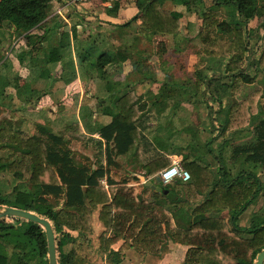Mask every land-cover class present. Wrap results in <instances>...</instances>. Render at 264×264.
I'll return each instance as SVG.
<instances>
[{"label": "trees", "instance_id": "obj_1", "mask_svg": "<svg viewBox=\"0 0 264 264\" xmlns=\"http://www.w3.org/2000/svg\"><path fill=\"white\" fill-rule=\"evenodd\" d=\"M58 1L64 4L63 0H0V114L4 109L10 112L9 119L0 120V173L12 175L8 189L0 186V208L18 207L48 218L56 234L59 264H71L62 259L71 252L66 247L92 234L96 221L104 227L101 250L107 251L113 264L122 263L128 249L143 258L162 256L170 239L189 246L184 264H254L264 249V218H253L249 226L238 222L264 196V25L253 34L250 31L259 0H212L210 7L204 0H148L140 9L141 33L170 35L178 41L175 48L182 50L187 46L180 42L185 39V14L166 9L165 3L183 5L186 12L194 14L204 9L198 18L199 44L194 45L198 61L194 63L191 85L156 77L153 80H163L166 91L171 84L187 88V97H180L178 104L193 103L199 109L204 103L212 108V103L203 101L210 96L220 103L224 113L221 130L226 137L217 156V170L213 172L209 163L200 161L206 158V152L192 155L183 152L185 147L181 146L174 154L186 162L183 165L192 176L188 181L176 179L168 184L157 181V175L171 164V158L163 155L159 146L155 147L158 144L140 129L144 127V116L151 112L145 95L137 89L144 81L122 85L108 80L113 78L112 68L120 70L122 61L132 53L123 48L127 57L111 51L94 54L99 41L84 47L78 36L73 50L72 43L65 42L60 33L67 18L51 16L53 4ZM12 37H24L27 50L17 52L10 47L12 53L4 54L6 40ZM46 42H50L48 50L39 57V52L46 50ZM157 53L163 63L170 62L164 42ZM14 56L21 64L27 57L31 59L30 77L19 99L25 108L49 90L55 97V90L77 80L92 57V79L106 81L109 94L106 103L101 98L98 102L111 120H95L92 110L89 121L85 117L75 120L60 131L38 124L35 132L28 133L23 124L16 123L20 119L16 113L21 109L7 92L9 83H5L10 81ZM214 61L224 68L210 74L209 62ZM122 86L129 91L120 96ZM163 100L171 99L167 96ZM112 105L118 113H113ZM90 143L98 148L100 165L95 169L86 158L78 161L73 151L76 145L85 148ZM142 145L149 152L145 159L150 161L143 166L148 181L168 189V194L145 183L141 184V193L126 181L113 184L108 174L113 159L140 160ZM227 147L231 162L224 156ZM212 148L209 146L210 152ZM243 155L246 162L236 171ZM104 179L109 188L102 183ZM148 192L149 198L142 196ZM226 209L229 217L221 215ZM120 241L123 245L114 250L112 246ZM0 264H49L45 229L31 220L13 216L0 219Z\"/></svg>", "mask_w": 264, "mask_h": 264}, {"label": "crops", "instance_id": "obj_2", "mask_svg": "<svg viewBox=\"0 0 264 264\" xmlns=\"http://www.w3.org/2000/svg\"><path fill=\"white\" fill-rule=\"evenodd\" d=\"M148 0H93L88 5H85L83 8H69L67 11V24H64V27L60 30L62 33V39L67 42L70 41L72 43V47L74 46L75 37L78 36L79 40H82L84 43V47H87L89 42L96 39L101 44V51H111L117 53L120 57L126 56L122 53L123 48H127L129 53H132L131 57L128 55V58L122 61V64L120 66V70L116 72V70L112 68L113 72V79L115 82L120 83H138L141 81H145L146 85L144 90L138 89L139 93L143 94H152L154 95L153 98L154 101H160L158 103L164 104V97L165 93H168L166 91L163 92L161 86L163 85V82L161 81H154L157 85H150L152 79H155L156 75L160 74V69L157 71H151L152 62L157 59L159 61V66L161 67V64H165L161 61V58L159 56L158 49L159 44L164 42L167 47L169 48L170 55L168 56L170 62H175L176 59L179 58H185L186 61L191 60L195 61L192 64V68H194V63L198 61L197 55L195 54V48L194 45H198L199 41L197 39V34L200 31V22H199V16L204 12L203 8H199L197 14L186 12V8L183 5H174L172 2L167 1L165 3V8L168 10H179L183 12L184 18L182 23V32L184 35V41H180L181 44L187 45L186 49H178L176 47V42H174V39L170 35H148L145 33H141L138 29L141 25L142 21L139 16L140 9L143 7V5ZM205 6L210 7L213 4L212 0H204ZM61 5L60 2H54L53 4V15H56L55 10L58 8V6ZM264 25V0H259L258 5V15L256 18L250 23V31L251 34H253L257 29L262 28ZM55 38V37H54ZM34 40V39H33ZM50 41V40H49ZM136 41H138L139 45H136ZM97 44V43H96ZM46 46V50H41L39 52V57H43L46 54V51L48 50V46L50 45V42H46L44 44ZM12 47L14 51H19L26 49L27 50V44L24 37L16 38H8L6 40V44L3 47V53L4 54H10L12 53L9 48ZM73 50L74 47H73ZM16 53V52H15ZM75 53V51H74ZM168 53V54H169ZM173 53V54H172ZM17 54V53H16ZM134 56V58L132 57ZM172 56V57H171ZM127 57V56H126ZM13 73L12 71L9 72L8 78L10 81L5 83H9L7 86V92L14 97V103H16L17 107L22 110H29L31 113H38V112H44V117H36L35 122L38 124H44L46 121L48 122V118H50V111H52L53 107V101L60 102L62 105H70L75 103L67 102L65 99L67 98V93L72 89V95L73 93L76 94L74 96V102H76V113L78 114L79 108L82 106L81 104L85 103L87 105L88 112L86 113L85 120H90L89 114L93 110L95 112L94 119L97 121H100L101 123H107L111 120V116L104 115V108L103 104L106 103V99L108 98V93L106 92L105 88V82H103L101 79H92L91 74L86 72L84 68L80 71L79 78L75 80L72 84L66 87H60L57 88L60 89L64 94V96L61 98H55L50 96V90L49 93L45 96H43L42 99L36 100L34 102V105L29 104L26 108L22 107L20 105V96L23 94L24 89L23 86L25 82L29 79L30 75V69H31V59L30 56L26 58L23 64L19 62V60L14 56L13 58ZM135 63V64H134ZM154 63V62H153ZM168 63V62H166ZM137 64V66H136ZM209 65L212 67L210 70V74H217L221 63L217 62H209ZM149 66V67H147ZM81 69V68H80ZM187 69V68H186ZM82 71L85 72V74L82 73ZM86 80H84V78ZM145 79V80H144ZM159 79V77H158ZM84 82L85 87L87 89L86 92L92 93L91 96L85 95L83 89L79 86L80 82ZM82 82V85H83ZM0 83L3 84L2 81ZM129 91V88L126 86L123 89L120 90L119 94L120 96L126 94ZM76 92V93H75ZM80 92H83L80 95ZM115 93V92H114ZM85 95V96H84ZM102 99V103H98V101L95 104V100L97 98ZM145 99L148 103L147 110H151V112H148L147 115H151L149 119L155 120L158 118V116H164V115H158V113L154 112V109L151 107L152 103L149 102V98L145 95ZM65 103H64V102ZM153 101V102H154ZM163 101V102H162ZM50 102L52 104L50 105ZM169 103V102H167ZM175 104H178L175 102ZM188 105H192L194 110L195 105L193 103L188 102H182L181 104H178V107L176 109L184 108L186 112ZM112 108V111L114 114L118 113V109L115 106H110ZM168 108H171V106H168ZM52 109V110H51ZM99 109L102 110V112H97ZM174 109V107H173ZM197 109V108H196ZM97 110V111H96ZM33 111V112H32ZM36 111V112H34ZM153 111V112H152ZM40 114V113H39ZM102 114V115H101ZM174 114V113H173ZM33 117V116H32ZM146 116H144L145 121ZM32 119V118H31ZM76 120L80 121L79 116H77ZM190 124V123H188ZM50 125V122H49ZM48 126V125H47ZM164 154L167 156L173 157L178 156L177 154H174V151L170 153V151L161 149ZM160 150V151H161ZM244 156V155H243ZM242 156V157H243ZM241 158V157H240ZM245 158V156H244ZM146 172V170L144 169ZM245 214V213H244ZM96 226H100L98 228L104 229L102 224H99V222H96ZM123 245V241L117 242L112 246V248L116 251H118L121 246ZM182 245H174V243L169 245V250L164 256V258L160 259L157 264H164L167 262V260L173 259L175 254L177 253V250L179 253H181V247ZM184 247V246H182ZM186 248V246L184 247ZM128 253L135 255V251L133 249L126 250ZM185 253L187 252L186 249H184ZM178 253V254H179ZM184 253V254H185ZM137 257H135L133 260H130V258L127 259V264H148L144 261L136 260ZM125 262V261H123ZM122 262V263H123Z\"/></svg>", "mask_w": 264, "mask_h": 264}, {"label": "rangeland", "instance_id": "obj_3", "mask_svg": "<svg viewBox=\"0 0 264 264\" xmlns=\"http://www.w3.org/2000/svg\"><path fill=\"white\" fill-rule=\"evenodd\" d=\"M92 1L93 0L86 2V3H81L79 4L78 7L83 8L85 7V5H88ZM92 43L95 44L96 39L89 42L90 45ZM135 43L136 45H139L138 41H136ZM101 48H102L101 44L97 42L96 48L93 51L94 54H99L101 52ZM132 57L134 58V56ZM89 59L92 61V57H89ZM91 61H89L84 67V70L87 73L92 72L91 71L92 69ZM194 61L195 59L189 62V60L186 61L185 58H182V59L179 58V59H176L175 62H169L163 65L161 64V67H160L159 61L155 59V61H153L154 63L152 62L153 66L151 67V71L155 72L161 68L160 74L158 72V74L156 75V78L159 77L160 79H163L164 81H167L168 83H171V81H177V82L182 81L183 84L190 86L191 83L193 82V77L195 76L193 73V68H192V64ZM223 68L224 66L221 65L218 70L221 71ZM169 69H171L172 71H170ZM112 79L113 78L110 77L108 80L113 81ZM84 80H86V78H84ZM82 82L79 83V86L83 89L85 95L91 96L92 93L86 92L87 89L85 87L84 82L82 85ZM127 83H130V82L127 81ZM145 85L146 83L144 81L140 86L137 87V89L144 90ZM152 85H157L156 83H154L153 79L151 81V84L147 86L151 87ZM163 87L164 86L162 85L161 88ZM175 87L176 86L174 84H171V87L168 88L169 89L168 93H165L166 92L165 89L162 90L165 93L164 97L168 96L171 99V100L165 101L164 104L153 102L155 100L153 98L154 95L144 94L149 98V102L152 103L151 107L154 109V112L158 113V115L162 114L164 116H161V117L158 116L157 119L151 120L149 119L151 115L150 116L148 115L145 118V121H143L142 125H144V127L140 126V129L144 131V134L149 140L153 139L158 144V145H155L156 148H158L159 146L160 149L170 151V153H172V151H175V150L180 151L181 149L179 148L181 146L185 147V150L183 149V152L187 151L191 153L192 155H198L199 152H203V153L206 152L207 153L206 158H200V161L204 164L209 163L210 169L213 172H215L218 167L217 156L221 155L220 147H222L224 139L226 137L223 134V131L221 130L222 122L224 119V113L220 111V107H221L220 103L216 99H212L210 98V96H206L203 98V101H206V103L207 102L212 103L213 104L212 108L210 107L207 108V104L202 103V106H200L199 109L194 108L193 111H192L193 109L192 105L185 106L187 107V110H189L188 112H186L184 108L176 109L178 107V104H175V102H178L180 100V97L182 98L187 97L188 89L187 88L180 89V88H175ZM70 89L71 90L67 93L66 95L67 98L65 100L67 102L75 103V106L74 104L62 105V103L60 102L58 103L55 102L56 100L53 101V104L52 102H50V105L52 104L53 110L51 109L52 111H50V118H48V122L46 121L45 123L46 126L48 125L47 126L48 128L60 131V130H63L67 125H70L71 123H73V121L76 120L77 116H79L80 119L86 117V113L88 112L87 105L85 103L81 104L82 106L79 108V110H77L78 111V114H77L76 109H75L76 102H74L75 101L74 96L76 94L73 93L72 95V89H75V88H70ZM59 90L60 89L55 90L54 96L55 98L60 97V100H61L64 94L62 92V89L61 91ZM212 91L214 92L213 89ZM82 93L83 92H80V95ZM219 95L223 96L221 93H219ZM262 100L264 101V97L262 98ZM97 101L101 102L100 98H97V100H95L94 105H96ZM197 102L201 104L200 101H197ZM31 105H34V103H31ZM168 106H171V108H168ZM97 112L101 113L102 110L100 109L99 111L98 109ZM44 115H45L44 112L31 113L27 109L22 110V111L20 110L18 113H16V116H19L20 119L22 120L17 118L18 120L16 121V123L23 124V128L26 131H28V133H33L35 132L36 126L38 125V123L35 122V118L36 117L41 118V117H44ZM9 118H10L9 110L7 109L2 110L0 114V120H7ZM49 122H50V125H49ZM41 125H44V124H41ZM69 135H72V133H69ZM189 140H191L192 143ZM144 142H147V141H142L143 144ZM84 145H85V142L83 141L82 146L84 147ZM87 145L88 146L85 148H83L80 145H76L75 147H73L74 149L73 151L75 152V157L78 161L88 160L87 162L89 163V165H91L95 169L100 165L99 163L100 160L98 159L99 158L98 148L96 147V145H93L92 143L87 144ZM209 146L213 147L212 152L209 151ZM147 149L148 148L146 146L142 145L140 149L141 150L140 160H129L126 162V159H116V158L113 159L111 166H109L110 171H108V174L111 173L112 179L114 181L113 182L114 185L126 181L128 182V186H133L137 188L139 193L142 192L143 188L141 184H143L144 182L142 181V178L140 176H145L147 178L145 174L146 172L144 171L143 166L145 164H148V162L150 161L148 157L147 159H145L146 154L149 153ZM160 152H162V150ZM162 153L163 155H166L164 154V152ZM229 155H230V152H229V148L227 147L224 149V156H226V158L228 159ZM173 157H170L171 160ZM84 158H86V160ZM228 160L230 161V158ZM238 161L239 163H238V166L236 167V171L241 168L242 163L244 164V162H246V158H244L243 156L239 158ZM183 164L185 165L186 162L183 161ZM261 175H264V174H261ZM157 176H159V174ZM11 180H12V175L10 173H0V186H2L3 188L8 189V187L11 184ZM142 196L149 198L151 196V192H148ZM221 215L223 217H229V211L227 209L223 210ZM255 217H258V218H255ZM253 218L257 220L259 218L260 219L264 218V196L263 195H261L257 199V201L254 202L249 207V209L245 212V214L243 213L240 216L238 225L249 226ZM96 222L94 226L95 231L92 234H89V236L86 239H82L80 241L70 243L66 247V249L67 250L70 249L71 252L67 254L66 256H62L63 260L65 261L68 260L71 264H113V261H111L107 256V251L101 250L100 236L103 233L104 229L98 228L100 226H96ZM99 224L101 223L99 222ZM61 243L64 244V241H62ZM172 243H174V245L180 244L170 239V241L168 242V249L162 256H155V255L150 256L149 255L143 258L142 256H136V255L127 253L126 259L124 260L125 262L120 263V264H127L126 261L128 258H130V260H133L135 257H137L136 260H138V262L144 261V262H147L148 264H157V262H159L160 259L164 258V256L169 250V245ZM180 245L184 247L186 246V248L180 246L182 248L181 253H179L180 250L179 251L177 250V253L175 254L174 258L173 259L169 258L167 262H165L164 264H184V259L186 255L184 249L187 250L189 246L184 245V244H180Z\"/></svg>", "mask_w": 264, "mask_h": 264}, {"label": "water", "instance_id": "obj_4", "mask_svg": "<svg viewBox=\"0 0 264 264\" xmlns=\"http://www.w3.org/2000/svg\"><path fill=\"white\" fill-rule=\"evenodd\" d=\"M140 177L146 185L151 186L153 189L162 191L165 194L169 193L168 189L162 186H157L155 183L149 182L145 176ZM157 181H161L160 176H157ZM6 216H13L16 218L31 220L41 225L45 229L47 235L49 264H59L56 234L53 224L48 218L36 212L13 206H5L3 208H0V219H3ZM254 264H264V249L257 254V258Z\"/></svg>", "mask_w": 264, "mask_h": 264}, {"label": "built area", "instance_id": "obj_5", "mask_svg": "<svg viewBox=\"0 0 264 264\" xmlns=\"http://www.w3.org/2000/svg\"><path fill=\"white\" fill-rule=\"evenodd\" d=\"M64 4L58 6L55 10L56 14L62 15L64 18H67V11L69 8H78L79 4L86 3L91 0H63ZM159 176L161 177V181L164 184H168L176 179H182L183 181H188L191 178V172L185 168L183 165L182 158L179 156H174L172 158V162L169 166L163 168L159 172ZM149 180V179H147ZM106 188H109V184L106 179L102 181Z\"/></svg>", "mask_w": 264, "mask_h": 264}]
</instances>
